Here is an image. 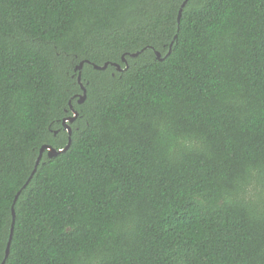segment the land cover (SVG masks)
<instances>
[{"label": "trees", "instance_id": "16d2710c", "mask_svg": "<svg viewBox=\"0 0 264 264\" xmlns=\"http://www.w3.org/2000/svg\"><path fill=\"white\" fill-rule=\"evenodd\" d=\"M185 1L0 0V264H264V0Z\"/></svg>", "mask_w": 264, "mask_h": 264}, {"label": "water", "instance_id": "95a60500", "mask_svg": "<svg viewBox=\"0 0 264 264\" xmlns=\"http://www.w3.org/2000/svg\"><path fill=\"white\" fill-rule=\"evenodd\" d=\"M187 1H188V0L185 1V3L182 5V7H181V9H180V11H179L178 20H180V17H181V14H182V10H183V8L185 7ZM156 54H157L158 58L161 59V54H160L159 52H156ZM136 56H138V54L133 55V57H136ZM107 67H108V64H105L104 66H97V65H95V68H96V69H99V70H105ZM116 67H117L118 69H120L119 65H116ZM78 68H79V70L81 71L82 68H83V63H81V65H80ZM78 79H79V82H81V74L79 75V78H78ZM82 87H83V86H82ZM83 91H84V95L81 96L80 103L83 102V101L85 100V98H86V89H85L84 87H83ZM77 115H78L77 112H75V116H74L73 118H69L68 121L72 122V121L77 117ZM66 122H67V121H65L64 124H65L66 127L68 128L69 134L71 135V132H72V131H71V128L66 124ZM70 144H71V137H70V140H69V143H68L66 149H68V148L70 147ZM45 150H48V155H49V157H52V156H54V155H56V154L58 153V151L55 150V149L52 148V147H43V148L41 149V154H40V156H39V159L37 160V163H36L35 169H34L32 175H31V177L29 178V180L32 178V176H33L34 173L36 172L37 167H38V165H39L40 162H41V159H42V156H43V153H44ZM60 151H62V150H60ZM60 151H59V152H60ZM29 180H28V181H29ZM28 181H27V183L25 184V186L28 184ZM25 186H24V187H25ZM24 187H23V188H24ZM20 192H21V191H20ZM20 192L17 194L16 199H15V202H16L17 198L19 197ZM15 202H14V203H15ZM12 211H13V223H12V229H11L10 240H9V243H8V246H7L6 259H7V257L9 256L10 245H11V241H12V237H13V230H14V224H15V210H14V206L12 207ZM6 259H5V261H4L2 264H5Z\"/></svg>", "mask_w": 264, "mask_h": 264}]
</instances>
